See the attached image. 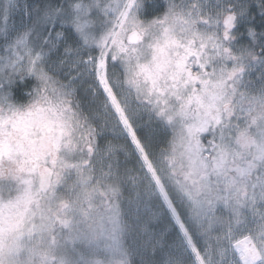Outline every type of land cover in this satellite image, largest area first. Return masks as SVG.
I'll return each mask as SVG.
<instances>
[{
  "label": "snow or ice",
  "instance_id": "6c2138e0",
  "mask_svg": "<svg viewBox=\"0 0 264 264\" xmlns=\"http://www.w3.org/2000/svg\"><path fill=\"white\" fill-rule=\"evenodd\" d=\"M0 264H264V0H0Z\"/></svg>",
  "mask_w": 264,
  "mask_h": 264
}]
</instances>
